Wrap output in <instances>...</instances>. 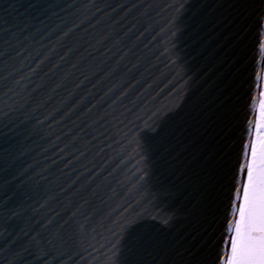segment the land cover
Returning <instances> with one entry per match:
<instances>
[{
    "label": "water",
    "instance_id": "obj_1",
    "mask_svg": "<svg viewBox=\"0 0 264 264\" xmlns=\"http://www.w3.org/2000/svg\"><path fill=\"white\" fill-rule=\"evenodd\" d=\"M5 28L26 50L0 55V264H108L126 216L146 264H215L264 0H0Z\"/></svg>",
    "mask_w": 264,
    "mask_h": 264
},
{
    "label": "snow or ice",
    "instance_id": "obj_2",
    "mask_svg": "<svg viewBox=\"0 0 264 264\" xmlns=\"http://www.w3.org/2000/svg\"><path fill=\"white\" fill-rule=\"evenodd\" d=\"M18 31L20 34L23 33V29ZM0 44L7 48V51L0 55L9 56V59H13L10 52H14L15 57L19 58L26 50L24 41L8 28L0 35ZM259 47L264 54V35L260 39ZM11 75L9 73V77ZM9 77L4 79L7 80ZM9 91L11 89L4 95L8 96ZM11 101L12 98L8 97V100L3 102L5 106L12 108L14 105ZM246 109L244 139L233 170L215 264H264V75L261 72L256 73L255 82L250 87ZM150 131L151 126L146 125L143 138L149 148L154 140V137L147 134ZM138 219V216H126L118 223V233L114 234L117 239L114 249L117 251L108 264H121L118 250L124 244L125 234L129 238L127 247L130 257L126 264H146L143 257L145 254H151L150 249L154 242L150 238H145L139 231L143 226L138 223ZM77 236L73 244L81 251H86L84 248V244L87 243L86 232H78ZM18 240L19 238L13 240V244H17ZM63 242L61 240V243ZM20 247L22 251H28L26 246ZM13 257L14 260L9 264H15L20 258V252L13 253Z\"/></svg>",
    "mask_w": 264,
    "mask_h": 264
},
{
    "label": "rangeland",
    "instance_id": "obj_3",
    "mask_svg": "<svg viewBox=\"0 0 264 264\" xmlns=\"http://www.w3.org/2000/svg\"><path fill=\"white\" fill-rule=\"evenodd\" d=\"M262 75H264V62H263V68H262Z\"/></svg>",
    "mask_w": 264,
    "mask_h": 264
}]
</instances>
